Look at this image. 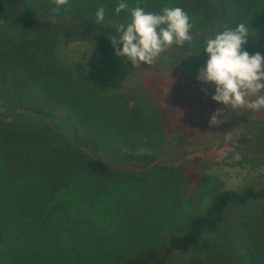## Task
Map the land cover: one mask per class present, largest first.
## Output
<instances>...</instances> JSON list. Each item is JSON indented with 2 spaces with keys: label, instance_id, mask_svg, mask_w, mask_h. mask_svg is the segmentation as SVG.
Here are the masks:
<instances>
[{
  "label": "rangeland",
  "instance_id": "374dc122",
  "mask_svg": "<svg viewBox=\"0 0 264 264\" xmlns=\"http://www.w3.org/2000/svg\"><path fill=\"white\" fill-rule=\"evenodd\" d=\"M119 2L69 0L58 15H82L96 22L95 13L103 5L105 17L99 24L118 28L130 22L129 10L135 5L153 13L171 6V0H126L128 9L117 14L114 9ZM26 3L30 10L54 14L51 0ZM189 22L190 40H197L202 26ZM73 28L35 32L13 9L0 3V118L26 129L47 126L53 132L55 139L45 140L48 145L38 139L30 141L56 149L41 170H58L52 162L63 154L60 161L66 175L57 174L55 186L47 189L59 206L74 203L64 223L73 237L68 243L60 240L62 246H79L83 251L92 244L97 253H110L109 264H116L125 253L159 248L170 237L182 234L189 218L217 192L264 184V153L232 144L249 138L264 123V109L227 112L211 100L214 85L196 80L207 56L167 48L152 66L142 64L134 69L130 61L122 62L114 54L111 42ZM30 45L33 48L28 53L36 52V63L45 58L62 73L20 88L11 79L19 71L9 64L6 67L5 60L13 50ZM15 97L36 104L47 114L39 117L20 109L8 112ZM218 108L227 113L211 125L210 116ZM14 148L17 154L19 144ZM222 149L227 151L223 159L219 158ZM237 154L239 159H233ZM85 156L104 161L111 173L88 175L80 164ZM12 158L6 161L12 167L5 170L24 176H29L26 170H36L30 168L29 159L11 162ZM21 162L28 165L26 170L18 167ZM68 177L76 182L70 184ZM252 208L249 219L254 220L258 206ZM240 213L231 209L218 232L205 237L209 246L205 254L211 264H240L237 253L244 240L234 226ZM84 229H93L96 241H77ZM188 257L176 253L167 264H185Z\"/></svg>",
  "mask_w": 264,
  "mask_h": 264
},
{
  "label": "trees",
  "instance_id": "16d2710c",
  "mask_svg": "<svg viewBox=\"0 0 264 264\" xmlns=\"http://www.w3.org/2000/svg\"><path fill=\"white\" fill-rule=\"evenodd\" d=\"M0 3L13 9L19 19L35 32L59 33L72 26L83 35L109 42L112 36H119L118 28L100 25L82 15L63 17L36 12L28 8L26 0H0ZM175 6L182 8L192 23L195 21L202 27L197 40L186 41L182 46L172 45L170 49L198 54L209 37L213 38L226 26L234 28L244 23L249 25L250 35L243 45L244 50L250 55L259 52L264 56V0H171L170 7ZM32 48L31 45L30 48H17L13 50L12 57L5 60L6 67L9 64L10 69L14 66V70L19 71L17 73L20 75H12L11 79L20 88L34 86L54 74L62 73L57 67L52 68L45 58L36 63L33 59L36 52L28 53ZM199 54L206 56L202 50ZM10 69L5 68L4 71L11 76ZM17 109L39 117L47 114L36 104L23 103L19 97L13 98V105L7 111ZM52 133L47 126L43 130L26 129L0 118V264H109L110 253H97L92 244L83 251L79 250V246L67 249L60 244V240L68 243L73 237L64 223L65 217L73 211L74 203L61 207L56 196L51 195L53 192L47 190L55 186L53 179L57 174L66 175V167L60 161L63 154H57L52 162L58 170H41L52 151L56 152L45 141L46 138L55 139ZM31 139H38L47 145L41 147L42 143H32ZM29 141L31 147L26 146ZM17 144L20 148L15 154ZM232 144L264 153V123L249 138L239 139ZM11 157L29 159L30 168L36 170H26L25 166L28 165L23 166L22 162L18 167L26 170L29 176L5 170L9 163L6 161ZM68 161L71 166L70 159ZM80 164L88 175L94 177L107 176L112 170L104 161L88 156L82 158ZM68 179L70 184L76 182ZM84 195L90 196L88 192ZM253 205L258 206L254 220L249 219ZM231 209L241 210L234 224L239 230V237L244 240L237 253L238 261L240 264H264V184L247 186L240 191L217 192L199 213L189 218L182 234L170 237L159 248L142 247L125 253L117 259L116 264H167L176 253L189 255L185 264H211V258L205 254L209 249L205 237L218 232ZM84 230L77 241L88 238L91 242L96 241L97 233L93 229Z\"/></svg>",
  "mask_w": 264,
  "mask_h": 264
},
{
  "label": "clouds",
  "instance_id": "9594fccd",
  "mask_svg": "<svg viewBox=\"0 0 264 264\" xmlns=\"http://www.w3.org/2000/svg\"><path fill=\"white\" fill-rule=\"evenodd\" d=\"M51 3L55 5L52 9L54 15H58L69 0H51ZM125 9H128L126 0H120L114 11L119 14ZM105 10L103 5L98 7L95 13L98 24L104 21ZM129 14L130 22L121 23L118 27L119 36L109 39L114 54L122 62L130 61L134 69L141 68L142 64L152 66L167 48L182 46L191 39L189 32L192 25L187 13L180 7H164L160 13H153L137 6L130 9ZM249 36V25L226 26L213 38L207 39L201 49L207 59L204 66L197 70L196 80L214 85L211 100L221 104L227 112L264 109V56L259 52L250 55L244 50L243 45ZM226 113L216 109L210 116L209 124L214 125L220 120L218 117ZM225 156L227 151L222 149L219 158ZM233 159H239V155H234Z\"/></svg>",
  "mask_w": 264,
  "mask_h": 264
}]
</instances>
